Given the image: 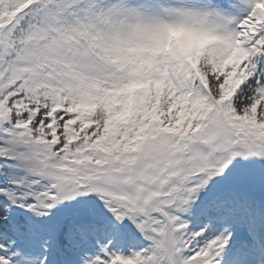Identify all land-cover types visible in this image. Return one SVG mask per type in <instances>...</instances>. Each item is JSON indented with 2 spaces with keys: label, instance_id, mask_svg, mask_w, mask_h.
Here are the masks:
<instances>
[{
  "label": "snow or ice",
  "instance_id": "obj_1",
  "mask_svg": "<svg viewBox=\"0 0 264 264\" xmlns=\"http://www.w3.org/2000/svg\"><path fill=\"white\" fill-rule=\"evenodd\" d=\"M0 264H264V0H0Z\"/></svg>",
  "mask_w": 264,
  "mask_h": 264
}]
</instances>
